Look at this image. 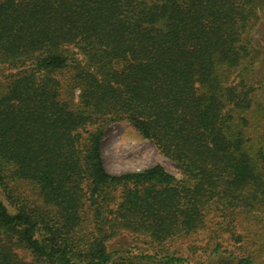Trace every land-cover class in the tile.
Instances as JSON below:
<instances>
[{"label": "trees", "instance_id": "16d2710c", "mask_svg": "<svg viewBox=\"0 0 264 264\" xmlns=\"http://www.w3.org/2000/svg\"><path fill=\"white\" fill-rule=\"evenodd\" d=\"M263 11L264 0H0V264H195L110 241L161 246L201 230L213 264H264ZM120 120L181 177L160 164L109 172L102 140ZM23 182L38 202L16 193ZM224 233L237 252L222 250Z\"/></svg>", "mask_w": 264, "mask_h": 264}, {"label": "rangeland", "instance_id": "374dc122", "mask_svg": "<svg viewBox=\"0 0 264 264\" xmlns=\"http://www.w3.org/2000/svg\"><path fill=\"white\" fill-rule=\"evenodd\" d=\"M261 20L257 24L255 38L260 45H264V11ZM264 64V63H263ZM6 68H0V90L8 78ZM102 158L105 168L114 174H119L129 170H139L155 164H160L166 171L173 174L176 178L181 177V171L177 165L147 138L143 137L128 121L120 120L110 123L106 128L102 145ZM15 186L18 195H23L29 201L37 200L36 188L27 182L20 183ZM0 192H2L0 190ZM5 199V196L2 195ZM7 202V200H5ZM9 203V202H7ZM241 233H245L248 229L241 228ZM206 230H201L188 238L174 239L167 241L164 245H156L142 235H134L123 232L110 241L112 247L128 250L131 247L133 252L143 251L158 252L161 254L173 252L182 254L189 258L195 264H213L214 260L208 256L205 245L208 239ZM214 241V240H213ZM217 242H220L222 250L238 251L236 244L224 233ZM196 246V249L193 248ZM236 249V250H235ZM222 253V252H221Z\"/></svg>", "mask_w": 264, "mask_h": 264}]
</instances>
